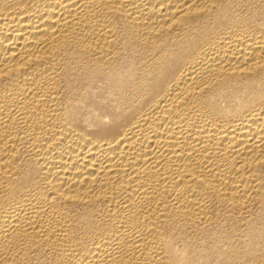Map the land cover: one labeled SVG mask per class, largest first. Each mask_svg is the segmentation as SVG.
<instances>
[{
    "label": "bare ground",
    "instance_id": "1",
    "mask_svg": "<svg viewBox=\"0 0 264 264\" xmlns=\"http://www.w3.org/2000/svg\"><path fill=\"white\" fill-rule=\"evenodd\" d=\"M0 264H264V0H0Z\"/></svg>",
    "mask_w": 264,
    "mask_h": 264
}]
</instances>
